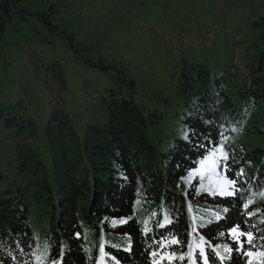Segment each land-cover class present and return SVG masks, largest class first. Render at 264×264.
<instances>
[{
    "label": "trees",
    "instance_id": "obj_1",
    "mask_svg": "<svg viewBox=\"0 0 264 264\" xmlns=\"http://www.w3.org/2000/svg\"><path fill=\"white\" fill-rule=\"evenodd\" d=\"M8 1L0 0V10L8 11ZM256 48L248 83L183 65L167 109L184 138L170 149L153 138L164 114H146L133 98L134 80L121 72L117 81L129 96L108 100L103 128L88 125L81 137L68 114L55 112L46 156L20 147L17 174L0 171V264H97L100 246L105 264H264V203L255 200L264 192V148L240 152L225 142L231 195L182 185L211 150L249 128L264 103V44ZM32 223L44 232L40 241Z\"/></svg>",
    "mask_w": 264,
    "mask_h": 264
},
{
    "label": "rangeland",
    "instance_id": "obj_2",
    "mask_svg": "<svg viewBox=\"0 0 264 264\" xmlns=\"http://www.w3.org/2000/svg\"><path fill=\"white\" fill-rule=\"evenodd\" d=\"M7 6L0 10V171L8 176L17 174L20 147L46 156L45 130L55 112L68 114L81 137L88 125L103 128L108 100L129 96L117 81L120 72L134 80L133 98L146 114H164L153 138L170 149L173 139L184 138L167 109L183 65L202 64L248 83L256 47L264 44V0H9ZM263 105L249 128L216 148L219 176L225 177V142L240 152L264 148V132L255 131L264 126ZM192 172L183 179L185 191L228 196L208 190L207 179L202 187ZM227 190L233 192L231 184ZM255 200L264 203V192ZM134 210L143 220L140 202ZM32 224L40 241L44 232ZM99 250L97 264H105Z\"/></svg>",
    "mask_w": 264,
    "mask_h": 264
},
{
    "label": "snow or ice",
    "instance_id": "obj_3",
    "mask_svg": "<svg viewBox=\"0 0 264 264\" xmlns=\"http://www.w3.org/2000/svg\"><path fill=\"white\" fill-rule=\"evenodd\" d=\"M220 151V158L223 159L226 157V154L223 153L222 149ZM200 167L198 169H193V172L190 173L192 175L193 173L200 176L201 179V186L203 187V181L205 179L209 182V189L208 190H214L219 189L220 194L222 195H231V191L227 190V186L229 184H232L233 181L227 180L225 177H221L217 174V167H218V158H217V150L214 149L213 151L209 152V154L205 157H203L199 161ZM214 186V188H213ZM233 235H237V229H232ZM249 235V239H251V234ZM175 242V241H174ZM155 256V253H153ZM249 256L254 255L253 253L249 252ZM261 256H264V252L260 253ZM205 264H207V260H205Z\"/></svg>",
    "mask_w": 264,
    "mask_h": 264
}]
</instances>
